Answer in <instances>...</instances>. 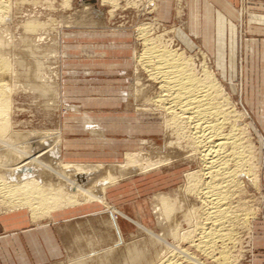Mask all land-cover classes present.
I'll use <instances>...</instances> for the list:
<instances>
[{
  "label": "rangeland",
  "instance_id": "obj_1",
  "mask_svg": "<svg viewBox=\"0 0 264 264\" xmlns=\"http://www.w3.org/2000/svg\"><path fill=\"white\" fill-rule=\"evenodd\" d=\"M64 1L0 0L7 6L3 13L10 20L1 23L0 39L10 42L6 50L15 85L9 102L12 131L35 138L57 134L54 146L43 139L41 147L51 158L56 149L62 164H120L126 152L139 149L143 157L172 161L150 172L136 170L139 175L132 174L106 188L104 201L74 207L72 221L62 228L77 227L84 240L111 234L106 243L93 239V249L103 252L104 258L98 256L84 264H106L105 258L107 264H128V248L162 234L153 206L157 197L179 199L182 192L178 191L186 186L184 174L198 167L197 162L184 159L188 154L181 147L174 145L170 153L167 143L175 139L165 136L162 114L143 107L137 98L139 85H149L136 62L141 25L150 27L151 38H172L173 47L184 50L196 65L204 56L236 111L245 116L247 135L256 147L257 184H244L246 194L240 199L248 204L251 228L248 233L244 227H236L239 241L229 252L236 256L233 264H264V0H234L232 4L229 0H117V7L102 0H67L65 7ZM92 7L100 15L95 21L90 17ZM217 12L223 17L222 35ZM28 18L43 26L27 31L22 26ZM34 63L39 65L35 78L49 92L46 95L33 87L36 80L30 71ZM43 154L39 155L40 164ZM50 160L58 163L55 153ZM41 165L42 171L50 168ZM3 203L0 199V212L7 209ZM106 209L127 219L117 221L124 246L114 248ZM180 225L185 230L186 225ZM69 245L55 264H76L77 258L88 254L77 253L80 246H72L74 252H70Z\"/></svg>",
  "mask_w": 264,
  "mask_h": 264
},
{
  "label": "bare ground",
  "instance_id": "obj_2",
  "mask_svg": "<svg viewBox=\"0 0 264 264\" xmlns=\"http://www.w3.org/2000/svg\"><path fill=\"white\" fill-rule=\"evenodd\" d=\"M103 1L117 7V0ZM68 2L64 1L63 6L67 7ZM6 7L0 4V25L9 19L3 13ZM89 12L94 21L100 17L93 7ZM30 18L22 26L27 31L43 26ZM149 29L141 25L137 30L141 40L137 67L149 83L145 87L138 84L137 98L143 107L162 114L165 136L175 139L174 143H167L170 153L171 147H181L188 154L184 159L190 158L198 167L184 174L186 186L183 191V185L178 189V193L182 192L179 199L157 197L153 206L162 234H154L147 243L128 248V264H206L204 261L209 260V264H233L236 256L229 249L239 241L235 229L244 227L249 233L251 228L248 204L244 205L240 196L246 194V182L257 184L256 147L247 135L245 116L236 111L204 56L196 65L184 50L173 47L172 38L164 40L161 35L151 38ZM9 43L0 39V199L7 207L4 212L27 210L32 221H37L53 211L104 201L106 188L138 174L136 170L146 173L167 165L169 157L167 160L143 157L140 149L126 152L123 163L103 167L62 164L54 149L53 157L55 153L58 162L54 164L50 153H42L47 150L41 147V140H49L54 146L57 134L35 138L15 133L10 127V93L15 85L6 50ZM38 70V63H34L30 71L34 80ZM34 83L36 91L43 95L49 93L43 90L41 82ZM40 154L45 156L41 164L50 166L48 171L45 168L42 171ZM47 156L50 159H45ZM109 216L114 248L124 246L123 234L114 216ZM180 222L186 225L185 230ZM102 253L88 252L75 262L84 264L98 256L104 258Z\"/></svg>",
  "mask_w": 264,
  "mask_h": 264
},
{
  "label": "crops",
  "instance_id": "obj_3",
  "mask_svg": "<svg viewBox=\"0 0 264 264\" xmlns=\"http://www.w3.org/2000/svg\"><path fill=\"white\" fill-rule=\"evenodd\" d=\"M232 2L234 3V0H229L227 3L232 4ZM208 9L210 10L209 7ZM217 19L218 32L219 35H222L224 28L223 17L218 12ZM84 124L85 127L89 125V123ZM65 161L78 162L66 159ZM73 210H75L74 207L72 209L53 211L37 221H32L31 215L27 210L0 212V264H55L64 257L63 254L66 253L68 244H70V252H74L72 246L76 247V249L80 246L76 251L79 254H84L95 251L92 246L94 245L93 239L95 237V242L106 243V241H110V233H101L97 236L87 237L84 240L81 231L77 227L75 229L71 227L62 228L63 224H68L72 221L74 217L72 215L74 214ZM106 213L108 215L106 223L110 230L112 228L110 227L109 214L114 216L116 223L119 219L127 221L119 213L116 215L117 218L113 212H109L107 209ZM117 225L119 227L118 223Z\"/></svg>",
  "mask_w": 264,
  "mask_h": 264
}]
</instances>
